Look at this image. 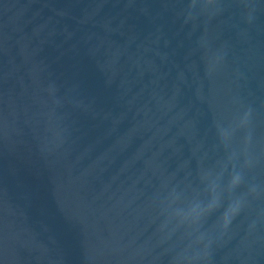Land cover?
<instances>
[{
    "label": "water",
    "instance_id": "95a60500",
    "mask_svg": "<svg viewBox=\"0 0 264 264\" xmlns=\"http://www.w3.org/2000/svg\"><path fill=\"white\" fill-rule=\"evenodd\" d=\"M0 264H264V0H0Z\"/></svg>",
    "mask_w": 264,
    "mask_h": 264
}]
</instances>
